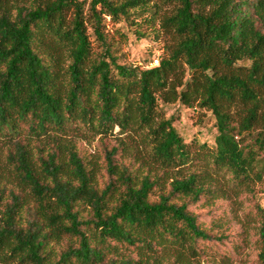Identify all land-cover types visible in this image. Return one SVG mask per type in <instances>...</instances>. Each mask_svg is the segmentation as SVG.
Listing matches in <instances>:
<instances>
[{
    "label": "trees",
    "instance_id": "1",
    "mask_svg": "<svg viewBox=\"0 0 264 264\" xmlns=\"http://www.w3.org/2000/svg\"><path fill=\"white\" fill-rule=\"evenodd\" d=\"M148 3L0 0V141L9 145L22 191L28 188L35 202L24 223L26 195L11 191L3 205L0 189L1 261L164 264L170 251L183 261L212 238L189 209L217 190L207 169L227 170L246 186L264 179V0H160L172 7L161 27L175 43L158 65L143 67L118 55L102 27L106 15L130 18L138 6L157 14L159 3ZM91 18L100 50L91 39ZM160 100L212 111L215 147L197 144L192 151L171 118L158 119ZM116 127L139 134L165 169H194L152 202L161 177L148 174L139 182L113 149L111 180L100 191L93 170L62 141ZM41 138L56 148L48 156L41 147L32 153L31 142ZM62 146L68 160L59 156ZM63 238L68 246L56 258L51 242ZM260 238L264 246V221Z\"/></svg>",
    "mask_w": 264,
    "mask_h": 264
},
{
    "label": "rangeland",
    "instance_id": "2",
    "mask_svg": "<svg viewBox=\"0 0 264 264\" xmlns=\"http://www.w3.org/2000/svg\"><path fill=\"white\" fill-rule=\"evenodd\" d=\"M123 1V0H120ZM159 3L160 9L157 14L153 10H144L138 6L130 9V18L121 16L115 20L105 16L103 30L108 39L116 46L117 54L123 55V59L139 66H155L166 52L169 45L175 43V39L168 31L161 27V19L165 14H170L171 6L160 3V0H149L147 7ZM89 15V13H88ZM88 22L91 39L94 48L101 49L100 42L94 33V26ZM94 23V22H93ZM158 119H169L182 135L192 151L197 149V144H206L215 147L218 133L216 118L212 111L199 107H187L181 102L163 103L160 100ZM236 110H233L237 119ZM63 143L72 146L81 157L87 169H92L94 183L102 191L111 180L108 172L107 155L114 149V156L119 163H124L130 171L137 175L138 181L151 174L160 176L159 185L155 186L150 194L152 202L160 200V194H168L172 190V181L176 176L182 177L190 173L194 168H164L156 162L152 155L151 145L142 141L139 134L132 135L119 133L116 127L113 133L91 135L78 134L67 135ZM33 155L37 148L43 149V154L48 156L56 148L50 145L46 139L34 140L30 144ZM9 145L0 141V189L4 191V204L10 202L11 191L24 193L29 201L23 212V222L29 217L28 207L34 209L35 202L28 188L20 184L14 164L10 163L7 155ZM59 156L69 159L67 149L62 146ZM207 169L216 180L212 187L216 188L213 197H206L197 203H190L189 209L198 216V223L209 233L212 238L208 241H200V254L188 255L183 261H176V252L170 251L164 264H264L261 253L264 251L263 242L260 238V228L264 221V179L254 180L248 186L240 184L233 179L232 174L226 171L217 172L213 166ZM4 208V206H3ZM84 215L91 217L90 209L86 206ZM22 222V223H23ZM54 257L67 248L69 239L53 240ZM122 253H127L125 250ZM137 257V255H134ZM0 260V264H12ZM15 263V262H14Z\"/></svg>",
    "mask_w": 264,
    "mask_h": 264
}]
</instances>
